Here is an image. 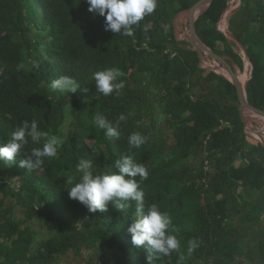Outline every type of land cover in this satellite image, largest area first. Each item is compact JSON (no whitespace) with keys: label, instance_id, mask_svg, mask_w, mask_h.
Here are the masks:
<instances>
[{"label":"trees","instance_id":"1","mask_svg":"<svg viewBox=\"0 0 264 264\" xmlns=\"http://www.w3.org/2000/svg\"><path fill=\"white\" fill-rule=\"evenodd\" d=\"M196 1L157 0L156 10L126 37L105 32L103 17L88 13L84 0H0V147L16 126L32 119L59 142L57 156L46 158L34 171L18 166L23 155L16 162H0V182L16 185L10 194L24 215L16 218L0 202V264H56L61 250L79 258L87 252L92 264H146V253L131 244L127 232L135 219L134 203L121 211L109 204L104 212L89 213L69 199L65 189L69 176L79 178V159L93 160L95 173L103 174L114 171L111 165L122 154L146 166L148 179L140 182L146 205L154 203L169 213L181 242L179 251L154 264H238L239 257L264 264V210L257 207L264 187L243 189L239 182L241 174H263L264 152L246 143L230 82L202 69L197 54L186 42H177L173 32L175 15ZM239 1L228 20L236 42L216 27L227 0H212L195 29L205 46L240 70L244 61L238 46L246 52L252 67L246 100L264 112V0ZM110 68L123 73L119 80L125 87L119 95L105 97L89 82L96 72ZM62 76L76 79L87 91L53 90L51 82ZM153 89L161 92L158 101L148 98ZM96 113L110 126L124 115L118 139L104 135L95 123ZM159 113L164 122L158 121ZM141 116L144 128L135 122ZM220 120L230 128H220ZM165 124L175 157L167 150ZM132 132H139L146 143L129 153L127 137ZM44 142L29 140L24 151L31 155ZM240 154L247 156L245 169L234 167ZM199 156L216 170L205 193L196 186L192 169ZM33 220L48 238L37 241ZM213 237L220 239L218 248L211 244ZM189 240L198 244L191 253ZM222 248L224 253L218 251Z\"/></svg>","mask_w":264,"mask_h":264},{"label":"clouds","instance_id":"2","mask_svg":"<svg viewBox=\"0 0 264 264\" xmlns=\"http://www.w3.org/2000/svg\"><path fill=\"white\" fill-rule=\"evenodd\" d=\"M84 2L88 6L87 12L93 17H103L105 32L126 37H132L134 26H138L157 8V0H84ZM122 76L123 73L116 68L96 72L94 74L96 92L105 97L113 93L119 95L125 87L124 81L119 80ZM50 87L66 93H75L77 89L87 91L70 76L54 79ZM94 119L97 126L104 130L106 137L119 138L118 125L125 119L123 114L118 117L115 126L113 124L110 126L109 120L102 114L96 113ZM42 138L45 141L42 147H34L31 155L24 151L29 140L38 145ZM127 143L130 153L132 149H138L146 143V138L139 132H132L127 137ZM58 147V140L49 137L48 133L40 128L36 119L24 120L14 128L4 146L0 147V162H16L17 157L23 155L26 158L19 159L18 166L34 171L45 163L46 158H55ZM111 167L114 171L96 174L93 160L79 159L75 169L79 174L78 180L73 175L65 182L68 198L83 205L89 213L104 212L109 204L121 211L134 203L135 219L130 223L127 232L131 244L146 253V264H154V261L161 257H168L179 251L181 242L174 234L176 229L173 227L172 217L168 212H162L154 203L146 205L145 192L140 184L141 181L148 179L149 171L146 166L136 162L131 155L122 154ZM188 244L189 253L198 247L195 240H189Z\"/></svg>","mask_w":264,"mask_h":264},{"label":"rangeland","instance_id":"3","mask_svg":"<svg viewBox=\"0 0 264 264\" xmlns=\"http://www.w3.org/2000/svg\"><path fill=\"white\" fill-rule=\"evenodd\" d=\"M240 2V1H239ZM223 22H221L220 24H222ZM220 24H219V28L221 30V27H220ZM227 26H228V23H227ZM177 34L178 36H184V35H187L188 32H189V23H188V18L187 16H183L179 19L178 23H177ZM222 31V30H221ZM220 31V33H221ZM228 27H227V31L223 33H221V35L223 36H226L225 33L228 32ZM217 38H219L217 36ZM229 39V38H228ZM231 40V39H229ZM168 47V50L172 51L173 49V46L172 45H167ZM239 48L237 49L238 53L242 56L243 58V61H244V66H243V69L240 70L238 67L236 66H233L234 67V70L236 72V76L238 79H241L243 76L247 77L249 79V76H250V72H251V63L250 61L248 60V58L246 57L247 55H245L244 53V50L238 46ZM167 54H169V51L166 52ZM262 63L264 64V50L262 51ZM206 67H208V65H210L211 69H215L214 67L216 65H220L216 60L214 59H211V58H207L205 59V61L203 62ZM151 66H153L151 64ZM203 66V65H202ZM222 66V65H221ZM216 70V69H215ZM221 76V75H220ZM223 77V76H221ZM224 78V77H223ZM227 80V78H224ZM90 85L91 84H95V81L94 80H91L90 82ZM161 82H159L160 84ZM161 97V92L157 89H153V91H151V93L148 95V98L150 101H153V100H159ZM66 114H67V122H70L71 121V118L69 116V113H70V107H67L66 108ZM246 121H247V127L252 130V131H255V132H264V124H259L257 122L256 119H254V117H251V116H248L246 117ZM158 121L161 123V122H164L163 121V116L161 115V113H159V117H158ZM135 122L138 123V124H141L142 127L144 128V123H145V116H141V117H138L135 119ZM240 128L242 129L243 133L245 134L244 132V128L242 125H240ZM66 130V128H65ZM163 131L165 133V136L166 138L168 139V144H167V150L169 151V154H170V157H175V152H174V140H173V137H172V133H171V130L169 128V126L167 124H165V127H163ZM246 135V139H247V145L248 147H251V145H259L260 142L258 140H255L254 138H252V136L248 133L245 134ZM203 162H204V159H203V156H199L198 158L195 159V161L193 162V165H192V169L194 170V176L196 177L197 179V183H196V186L198 187H203L201 185V179L199 180V177L200 176H204L206 177V180L209 181L211 179V177L213 176V174L216 173V170L213 168V166L209 165V169L207 168V172L205 174V170H203ZM241 162V159L239 161L236 162V165H239ZM16 185L14 183H10L9 181L5 180L3 182H0V202L3 203V208L4 209H10L13 213H14V216L16 218H19V219H22L24 217L23 215V209L22 207L18 206L16 204V201L15 199L12 198L11 196V190L13 188H15ZM202 190L204 191H207L208 188H205L203 187ZM262 207H264V203H262L261 205ZM11 212H6V215L8 216ZM32 225H33V229L35 231H37V233L39 234V236L37 237V241H43L44 239L48 238L50 235L48 233L45 232L44 229L40 228L39 224L33 220L32 222ZM220 242V239L218 237H213L212 238V242L211 244L214 246L216 243ZM217 248H218V245L216 244ZM220 247V246H219ZM220 253H224L225 252V249H219L218 250ZM223 251V252H222ZM237 263L238 264H255V262L250 258H247V257H239L238 260H237ZM56 264H92L91 262V259H90V255H88V253H84L82 255L81 258L79 257H75L74 254L71 252V251H65V250H61L60 253H59V257H58V260L56 262ZM201 264H205V263H201Z\"/></svg>","mask_w":264,"mask_h":264},{"label":"water","instance_id":"4","mask_svg":"<svg viewBox=\"0 0 264 264\" xmlns=\"http://www.w3.org/2000/svg\"><path fill=\"white\" fill-rule=\"evenodd\" d=\"M211 2H212V0H197L190 8L183 10V11H180L175 15V17L173 18L172 26H173V32H174L176 41L177 42H186L190 46V48L197 54L199 61H202L204 58H211V59L216 60L220 65H223L227 68V75H228L227 80L233 86L237 100H238V103H239V115H240V120H241L243 127H244V132H245V134L246 133L250 134L255 140H258L262 144V146L264 147V136H262L261 134L255 132V131L250 130L247 127V121L243 115V111H244V109L247 108V109L254 111L255 113L263 115V116H264V112L253 107V106H251L247 102L246 91H245V89L244 90L242 89L240 83L238 82L234 67L221 54H219L218 52L214 51L213 49H210L209 47L205 46L201 42V40H200V38L196 32L195 22L199 16L197 18H193V14L199 8H201L203 5H206L208 7ZM207 7H206V9H207ZM185 15L188 18L189 32L187 35L178 36L177 28H176L177 23H178L179 19ZM226 35L228 38H230L231 40L236 42L235 38L229 32H227ZM244 53H245V51H244ZM245 55H246V53H245ZM210 71L216 72L215 69H211ZM249 79H250V76H249Z\"/></svg>","mask_w":264,"mask_h":264},{"label":"crops","instance_id":"5","mask_svg":"<svg viewBox=\"0 0 264 264\" xmlns=\"http://www.w3.org/2000/svg\"><path fill=\"white\" fill-rule=\"evenodd\" d=\"M228 27V26H227ZM246 143H247V139L245 138ZM251 146H256V147H260L262 148L263 152H264V147L262 146V144L260 143L259 145H251ZM250 149V148H249ZM260 154L259 153H255V157H259ZM241 159V162L239 165H236V162L239 161ZM247 156L245 154H240L239 157H237L235 163H234V167L235 168H243L245 169V167L247 166ZM239 182L242 186V188L244 189V187H250L251 189H262L264 187V172L262 174V172H253V173H246V174H241L240 175V179ZM210 183V181H209ZM211 184V183H210ZM209 184V186H210ZM241 188L238 190V193H240ZM240 201L243 202L245 200V197H239ZM262 203H264V199L261 200V202H259L257 204V207H259L261 210H264V207H262ZM264 218V216H263Z\"/></svg>","mask_w":264,"mask_h":264},{"label":"built area","instance_id":"6","mask_svg":"<svg viewBox=\"0 0 264 264\" xmlns=\"http://www.w3.org/2000/svg\"><path fill=\"white\" fill-rule=\"evenodd\" d=\"M240 5V2L239 0H227V7L226 9L224 10L223 12V15L220 19V21L217 23L216 27H217V30L220 32L222 30V24L223 23H228V20L230 18V15L232 14V12L234 10H236L238 8V6ZM221 22H223L222 24H220ZM219 24H220V27H221V30L219 28ZM221 33L224 34L223 31H221ZM205 59L207 58H204L202 61H200V67L204 70H211V66L208 65V67H206V65L203 63L205 61ZM203 65V66H202ZM219 124H220V128H230V125L228 124V122L224 121V120H220L219 121ZM203 170H205V174L206 172L208 171L207 168L209 169V165L210 163L207 161V160H204V163H203ZM207 170V171H206ZM201 185L205 188H209V181L206 180V177H203L201 179Z\"/></svg>","mask_w":264,"mask_h":264},{"label":"bare ground","instance_id":"7","mask_svg":"<svg viewBox=\"0 0 264 264\" xmlns=\"http://www.w3.org/2000/svg\"><path fill=\"white\" fill-rule=\"evenodd\" d=\"M206 7H207L206 5H203L201 8H199L193 14V18H197L199 15H201L204 12V10L206 9ZM222 31L223 32L227 31V24L226 23H223L222 24ZM214 68L216 69V72L218 74H220L221 76H223L224 78H227L228 77L227 70L224 69L221 65H216ZM247 80H248V78L245 77V76H243L241 79H238V82L240 83V85H241V87H242L243 90L245 89V85H246ZM243 115H244L245 118L248 117V116L254 117V116H252L250 114V110L247 109V108L244 109ZM254 119H256L259 124H264V117L263 118H256V117H254ZM257 133H259V132L257 131ZM259 134H261L262 136H264V132H260Z\"/></svg>","mask_w":264,"mask_h":264}]
</instances>
